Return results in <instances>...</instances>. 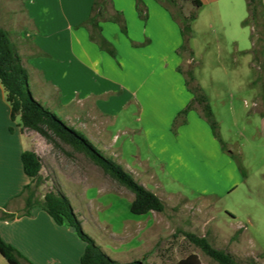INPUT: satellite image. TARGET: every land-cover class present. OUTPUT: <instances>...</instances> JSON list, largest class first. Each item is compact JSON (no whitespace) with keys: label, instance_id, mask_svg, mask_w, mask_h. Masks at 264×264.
Listing matches in <instances>:
<instances>
[{"label":"rangeland","instance_id":"rangeland-1","mask_svg":"<svg viewBox=\"0 0 264 264\" xmlns=\"http://www.w3.org/2000/svg\"><path fill=\"white\" fill-rule=\"evenodd\" d=\"M155 1L174 10L182 46L187 44V50H180L181 46L174 58L184 64L185 85L175 79L174 69L157 61L140 68L142 92L148 93L149 103L156 104L162 140L150 135L151 145L147 142L142 129L145 125L149 132L148 116L145 113L141 118L137 104L127 95L123 106V100L112 99L116 95L105 100H110L112 110L119 109L114 115L96 114L88 117L86 124H67L84 132L105 155L157 194L165 210L133 214L134 194L88 156L27 130L39 139L35 149L43 164L37 198L43 200L47 192L61 191L83 232L119 262L178 264L195 253L202 264H217L186 239L184 233L190 232L206 235L215 247L230 252L243 264H264V134L260 120L264 69L261 55L255 59L252 52L254 26H243L249 15L247 2L230 0L217 15V3L198 8L184 0H174V5ZM5 4L0 0V7ZM192 14L194 19H186ZM145 22L141 18L143 27ZM4 24L7 28L12 25L9 20ZM114 47L116 60L126 63L127 79L129 61L139 59L142 63L148 60L146 54L168 56L169 52L157 43V47L139 48L134 57L125 48ZM28 84L43 106L61 116L52 107L50 87L34 81ZM196 91L208 99L218 136L206 119L207 129L194 122L189 131L180 130L188 114L193 119L197 111ZM189 95L193 99L183 105ZM177 108L180 111L170 120L171 126L165 127L166 118ZM154 154L168 163V170Z\"/></svg>","mask_w":264,"mask_h":264},{"label":"crops","instance_id":"crops-1","mask_svg":"<svg viewBox=\"0 0 264 264\" xmlns=\"http://www.w3.org/2000/svg\"><path fill=\"white\" fill-rule=\"evenodd\" d=\"M5 1V6L0 7V27L11 33L12 43L28 71L29 83L34 81L50 87V99L54 101L52 107L66 123L86 124L92 115H114L119 109L112 110L110 100H105L110 95H116L112 99L123 100V106L126 103L124 96L127 95L128 100L137 104L139 116L142 118L145 113L148 116L150 134L145 125L142 129L147 142L150 144V135L162 140L156 104L149 103L148 93L142 92L144 86L140 68L143 64L152 65L157 61L165 68L174 69L175 79L185 85L182 75L184 64L174 60L183 39L177 24L179 20L172 8L164 9L155 0H143L148 8L143 27L135 0H112L111 11L123 13L127 26V34H124L117 23H101L102 34L113 46L125 48L134 57L139 48L157 47V43L169 49L168 56L146 54V62L141 63L139 59L129 61L127 79L124 76L126 63L117 61V54L116 57L110 56L90 40L89 29L84 23L91 15L94 0ZM201 1L203 5L217 3V15L221 14L222 5L230 2ZM6 20L11 21L10 28L4 24ZM192 99L189 95L182 104L187 105ZM261 105L263 114L260 120L264 134V101ZM195 106L197 111L193 119L191 113L188 114L180 130L189 131L194 122L207 129L201 107L198 104ZM178 109L166 118L165 127L171 126L169 122L180 111ZM18 122V118L15 122L11 121L6 92L0 83V235L33 264H80L86 243L73 227L58 225L41 207L33 208L29 215L24 213V189L33 181L23 170L21 156L25 151H34L39 155L35 149V142L39 139L18 126ZM229 154L233 155V152ZM154 157L168 170L165 160L156 154ZM0 264H9L1 254Z\"/></svg>","mask_w":264,"mask_h":264},{"label":"trees","instance_id":"trees-1","mask_svg":"<svg viewBox=\"0 0 264 264\" xmlns=\"http://www.w3.org/2000/svg\"><path fill=\"white\" fill-rule=\"evenodd\" d=\"M136 9L140 18L147 19V9L143 0H135ZM166 4L174 5V0H160ZM192 2L196 7L201 8V0H184ZM248 6V18L243 21V26H254L252 28V52L255 55L264 57V0H246ZM173 3V4H172ZM112 0H94L91 15L84 23L89 29L90 40L95 42L99 48L112 57H116L117 51L113 44L102 34L101 23L110 21L117 23L121 31L127 34V26L123 13L111 11ZM195 18L190 15L189 20ZM257 28V29H256ZM187 29V26L183 28ZM187 50V44L180 48ZM264 69V62L261 63ZM29 74L23 66L22 58L14 47L11 33L0 27V83L5 89L6 100L10 107V118L12 122L19 119L18 126L22 129L37 132L49 143L57 144V141L70 145L78 152L84 153L106 174H108L119 185L130 190L135 198L131 205V211L136 215H144L150 212H163L165 204L161 198L143 184L136 181L132 174L114 162L97 148L88 136L74 127L69 126L61 116L56 115L50 109L35 99L29 88ZM189 84V81H187ZM199 91V90H198ZM196 91L195 102L201 107L203 115L210 124L213 132L217 135V122L214 119L211 106L205 95ZM59 102V98L55 99ZM186 112V110L184 111ZM13 131V128H10ZM21 161L25 174L31 178L36 187L32 184L26 186L24 213L29 215L35 207H41L46 211L58 225L73 227L78 237L86 243L85 251L81 257L80 264H144L143 261L119 262L107 255L93 238L83 232L81 222L75 214L68 198L59 190L47 192L43 200L37 198L36 190L42 184L41 171L43 168L41 157L34 151L22 153ZM244 174V171L242 170ZM23 193V194H24ZM186 239L199 248L205 255L217 264H243L239 262L230 252L215 247L209 238L204 235H197L185 232ZM0 254L9 264H33L28 261L13 245L7 243L0 235ZM25 261L26 263H24ZM178 264H202L199 256L190 253L182 258Z\"/></svg>","mask_w":264,"mask_h":264}]
</instances>
